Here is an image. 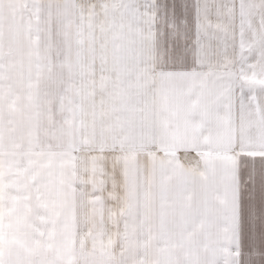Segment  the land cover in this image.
Segmentation results:
<instances>
[{
	"label": "snow or ice",
	"instance_id": "obj_1",
	"mask_svg": "<svg viewBox=\"0 0 264 264\" xmlns=\"http://www.w3.org/2000/svg\"><path fill=\"white\" fill-rule=\"evenodd\" d=\"M0 264H264V0H0Z\"/></svg>",
	"mask_w": 264,
	"mask_h": 264
},
{
	"label": "crops",
	"instance_id": "obj_2",
	"mask_svg": "<svg viewBox=\"0 0 264 264\" xmlns=\"http://www.w3.org/2000/svg\"><path fill=\"white\" fill-rule=\"evenodd\" d=\"M257 199L259 200V194H257Z\"/></svg>",
	"mask_w": 264,
	"mask_h": 264
}]
</instances>
